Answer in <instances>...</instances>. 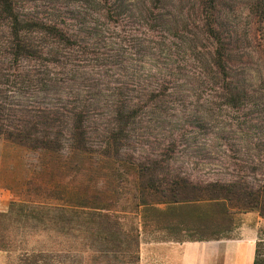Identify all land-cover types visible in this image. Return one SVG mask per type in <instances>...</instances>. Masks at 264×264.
I'll list each match as a JSON object with an SVG mask.
<instances>
[{"label":"trees","instance_id":"16d2710c","mask_svg":"<svg viewBox=\"0 0 264 264\" xmlns=\"http://www.w3.org/2000/svg\"><path fill=\"white\" fill-rule=\"evenodd\" d=\"M0 140L44 172L103 171L28 179L58 204L0 213L6 264H138L141 233L219 241L248 212L264 264V0H0ZM217 159L227 178L188 172ZM117 178L130 212L112 210Z\"/></svg>","mask_w":264,"mask_h":264},{"label":"rangeland","instance_id":"374dc122","mask_svg":"<svg viewBox=\"0 0 264 264\" xmlns=\"http://www.w3.org/2000/svg\"><path fill=\"white\" fill-rule=\"evenodd\" d=\"M47 2H42L40 5L46 6ZM238 5L234 6L237 10ZM216 131L208 133L207 142L212 145L217 144L215 140ZM214 158V156H211ZM210 165L202 170H194L191 167L187 168L188 172L196 178L204 179H222L227 178L222 169L216 167V164L222 162V159L214 161L209 160ZM43 162L41 156L33 151L14 145L10 142L0 140V213L6 212L11 202H26L33 201L43 202L48 204H58L56 201L45 199L42 196L35 195L33 191L27 188V180L30 178H37L41 184L45 186H60L61 189L67 186H82L84 184H91L95 182V178L101 176L103 171L98 169L80 171L81 168L69 167L67 169H60L55 164H48V170L43 171ZM104 174V173H103ZM36 179V180H37ZM93 180V181H92ZM100 185L107 184L105 179L99 181ZM111 183V182H110ZM93 184V183H92ZM111 188L116 191L112 194L113 208L115 211L130 212L133 207V184L131 179L125 180L117 178L114 180ZM43 198V199H42ZM234 228L229 234V241H244L249 235H253L255 239L256 231L261 225V219L256 212L237 213L233 216ZM147 239H151L147 233H144ZM174 239H181L182 236L173 234ZM225 240V239H224ZM65 246H69V241L65 238ZM239 250L244 255L246 263L252 258L253 248L247 241L238 245ZM252 252V253H251ZM7 254L0 251V264H6ZM251 264V263H250Z\"/></svg>","mask_w":264,"mask_h":264},{"label":"crops","instance_id":"0c3cea01","mask_svg":"<svg viewBox=\"0 0 264 264\" xmlns=\"http://www.w3.org/2000/svg\"><path fill=\"white\" fill-rule=\"evenodd\" d=\"M172 232L158 231V239H147L140 234L138 264H252L239 250L246 241L254 249L253 235L244 241H179Z\"/></svg>","mask_w":264,"mask_h":264}]
</instances>
